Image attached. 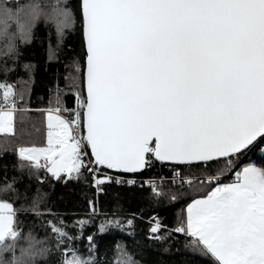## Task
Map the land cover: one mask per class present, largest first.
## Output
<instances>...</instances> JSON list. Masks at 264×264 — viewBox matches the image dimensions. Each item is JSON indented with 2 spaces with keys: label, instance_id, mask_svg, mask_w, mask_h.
I'll return each mask as SVG.
<instances>
[{
  "label": "snow or ice",
  "instance_id": "obj_1",
  "mask_svg": "<svg viewBox=\"0 0 264 264\" xmlns=\"http://www.w3.org/2000/svg\"><path fill=\"white\" fill-rule=\"evenodd\" d=\"M82 13L85 111L70 121L48 117L60 130L51 147L18 149L32 166L41 167V154L57 177L99 166L135 171L150 163L148 155L207 165L264 137V0H82ZM60 15L69 21V12ZM4 88L7 104L13 93ZM12 116L0 111V133L13 131ZM85 147L93 157L87 162ZM236 175L235 183L189 205L186 227L175 231L189 233L216 264H264V168L249 165ZM0 211V242L14 240L15 210L0 202ZM65 264L90 262L73 252Z\"/></svg>",
  "mask_w": 264,
  "mask_h": 264
},
{
  "label": "trees",
  "instance_id": "obj_2",
  "mask_svg": "<svg viewBox=\"0 0 264 264\" xmlns=\"http://www.w3.org/2000/svg\"><path fill=\"white\" fill-rule=\"evenodd\" d=\"M62 11L70 13L67 23ZM84 56L80 0H0V91L7 85L13 93L7 104L0 97V105L13 107L14 101L15 106L13 131L0 135V146L7 149L0 153V202L13 206L18 234L0 242V264H65L73 252L90 264H216L195 248L189 233L175 231L186 224V206L215 185L178 187L164 181L153 192L104 181L96 192L83 168L57 177L47 171L46 160L37 168L15 151L44 144L35 133L45 111L82 114ZM237 157L235 169L264 168V137ZM226 168L224 158L207 165L154 161L132 174H222ZM154 224L159 225L155 233ZM54 228L70 239L58 238Z\"/></svg>",
  "mask_w": 264,
  "mask_h": 264
},
{
  "label": "built area",
  "instance_id": "obj_3",
  "mask_svg": "<svg viewBox=\"0 0 264 264\" xmlns=\"http://www.w3.org/2000/svg\"><path fill=\"white\" fill-rule=\"evenodd\" d=\"M4 110V108L0 107V111ZM74 114L72 117H65L62 116L61 117L65 120V121H70L72 119L75 118ZM79 125H80V135H83V132L81 131V120L78 121ZM84 151L87 152V156L85 157V161H90L92 160V157L89 153L88 147H85ZM239 157H237V154L232 155L230 158L229 157H225V162L227 165V168L225 170L224 173L222 174H184L181 173L178 170L172 171L170 174L167 175H160L158 177H143V178H139L137 176H135L134 174H125V173H117V172H113L110 171L108 169L103 168L102 166H99L98 168H95L92 171H89L88 168H83L90 177L91 180V185L95 188L96 192H99V185H97L96 180H103L106 182H113L115 184L118 185H126V186H134V185H138L141 186L143 185L144 187H148L150 188L153 192H156L158 190V187L164 182L167 181L169 182L171 185L174 186H178V187H185V186H189L192 183H202V184H213L215 185V187L220 186L225 179H231L235 168L238 164V159ZM147 160L150 161V163L144 168H150L153 164L154 160L152 155H148L147 156ZM159 162V161H156ZM162 163V162H159ZM166 164V163H164ZM167 165H171V164H167ZM93 166L90 164L89 168H92ZM176 173H180V179H177L174 181V176ZM209 177H218L217 179H213L210 183L208 182V178ZM110 178V179H109ZM184 178H193V182L192 183H187L184 182ZM227 181V180H226ZM151 182H154L151 183ZM156 226L159 227L158 224H154Z\"/></svg>",
  "mask_w": 264,
  "mask_h": 264
},
{
  "label": "rangeland",
  "instance_id": "obj_4",
  "mask_svg": "<svg viewBox=\"0 0 264 264\" xmlns=\"http://www.w3.org/2000/svg\"><path fill=\"white\" fill-rule=\"evenodd\" d=\"M11 90V89H10ZM0 97H3V94H2V91H0ZM9 98V97H8ZM1 107V105H0ZM15 106L13 105V108L10 109V111H12V113L15 111ZM57 116L59 115L61 117V115L55 111H45V113L43 114V116H40L39 117V120L41 121L39 124H38V129H37V132L35 133L36 137H37V140H43L44 144L41 145V146H24V147H19L17 148L15 151L18 153V149L20 148H26V149H31V148H35V149H48L49 147H51L49 141L50 140H54L55 139V134L57 132H59L60 130L55 127V121L52 120L50 121L48 119L49 116ZM62 118V117H61ZM63 119V118H62ZM49 133H52L53 135L52 136H49ZM1 141H0V145H1ZM4 151H7L6 148H2L0 146V153L4 152ZM50 156V153L48 154ZM26 158V156H25ZM42 159V160H46L48 163H49V167L52 166L51 164V159H49L48 157H46L44 154H41L39 156V160ZM70 166V165H69ZM67 169H65L64 171H61L60 173H63L65 172ZM193 202V201H192ZM193 204V203H192ZM187 207V206H186ZM189 208V207H188ZM188 208L185 209V227L187 225V220H188ZM4 213L2 211H0V215H3ZM153 227H157L156 225H153ZM153 229V228H152ZM213 260L215 261V258L213 257ZM216 263V261H215Z\"/></svg>",
  "mask_w": 264,
  "mask_h": 264
},
{
  "label": "water",
  "instance_id": "obj_5",
  "mask_svg": "<svg viewBox=\"0 0 264 264\" xmlns=\"http://www.w3.org/2000/svg\"><path fill=\"white\" fill-rule=\"evenodd\" d=\"M80 14H81L82 40H83V46H84V52H85V56H84V68H83V92H84V99L86 100V98H87V89H86L87 48H86V40H85V32H84V18H83V13H82V0H80ZM84 111H85V109L83 107L82 108V113ZM81 121H82V131H83V135L86 136V128L84 126L83 119ZM260 138L261 137H258L256 141H258ZM256 141H254L252 145H254V143H256ZM252 145H250L248 148H250ZM248 148H246V149H248ZM246 149H244V150H246ZM88 150H89V153H90V155L92 157V153H91L90 147H88ZM152 157H153L154 160L159 161V162H162V163H166V164H178L175 161H160L157 158H155L153 155H152ZM92 159H93V157H92ZM146 159H147V157H146ZM102 167H104L105 169H108L110 171H113V172L125 173V174H132L134 172H140V171L144 170V168H145V167L144 168H140V169H137L135 171H126V170H123V169H109L106 166H102Z\"/></svg>",
  "mask_w": 264,
  "mask_h": 264
},
{
  "label": "crops",
  "instance_id": "obj_6",
  "mask_svg": "<svg viewBox=\"0 0 264 264\" xmlns=\"http://www.w3.org/2000/svg\"><path fill=\"white\" fill-rule=\"evenodd\" d=\"M13 107L11 106V107H5L4 108V110H1V111H10V109H12ZM3 134H8V133H0V135H3ZM249 165H245V166H243V167H241V168H239V169H235V171H234V173H233V175H232V177H231V179H229V180H227V181H224L221 185H225V184H232V183H235L236 181H237V173L238 172H242V170L244 169V168H246V167H248ZM257 168H260V167H258V166H256ZM65 172H68V170H66ZM220 185V186H221ZM217 187H214L208 194H207V196H205V197H201V198H196V199H194L193 200V202L194 201H196V200H200V199H205V198H207L208 197V195L214 190V189H216ZM192 201L187 205V207L186 208H188L189 207V205H192V203H193Z\"/></svg>",
  "mask_w": 264,
  "mask_h": 264
},
{
  "label": "bare ground",
  "instance_id": "obj_7",
  "mask_svg": "<svg viewBox=\"0 0 264 264\" xmlns=\"http://www.w3.org/2000/svg\"><path fill=\"white\" fill-rule=\"evenodd\" d=\"M86 173V172H85ZM86 174H88V173H86ZM198 184V183H197Z\"/></svg>",
  "mask_w": 264,
  "mask_h": 264
}]
</instances>
